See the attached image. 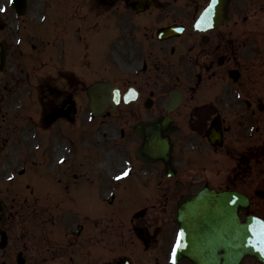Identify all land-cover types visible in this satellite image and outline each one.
Masks as SVG:
<instances>
[{
  "label": "flooded vegetation",
  "instance_id": "flooded-vegetation-1",
  "mask_svg": "<svg viewBox=\"0 0 264 264\" xmlns=\"http://www.w3.org/2000/svg\"><path fill=\"white\" fill-rule=\"evenodd\" d=\"M187 1H160L166 12L158 18L178 14V20H168L183 26L178 35L159 40L155 33L133 32L122 37L118 57L122 68L132 73L120 84L129 80L135 86L138 104L117 115L120 119L138 115L135 119L145 120L163 114L172 118L171 125L176 126L170 133L172 162L174 177H179L172 181L162 162H157L165 177L163 200L178 199L207 185L244 193L251 204L252 196L264 190V0L251 8L245 5L253 1L231 0L226 22L216 24L212 17V28L205 26L203 31L193 28L191 21L200 3L192 0L185 6ZM245 12L253 15H241ZM172 90L180 100L168 112L164 105ZM148 101L149 106H144ZM208 134L221 144L212 146ZM118 136L123 141L126 131L119 129ZM128 136L137 138L132 131ZM182 162L194 167L193 176L185 175L179 167ZM16 212L5 211L0 223V232L7 235L6 245L0 247V264H14L18 254L23 264H121L124 258L129 264H168L165 206L143 211L137 221L130 219L126 230L117 227L122 243L105 240L106 226L98 215L96 223H88L91 211H79L82 223L62 228L7 222Z\"/></svg>",
  "mask_w": 264,
  "mask_h": 264
},
{
  "label": "rangeland",
  "instance_id": "rangeland-1",
  "mask_svg": "<svg viewBox=\"0 0 264 264\" xmlns=\"http://www.w3.org/2000/svg\"><path fill=\"white\" fill-rule=\"evenodd\" d=\"M160 1L156 0L153 7L136 17L129 13L122 0H116L114 7L109 5L102 7L99 0H82V2L80 0H27L25 17L19 20V26L22 25L19 30L15 29L17 16L14 10L8 6L7 0H0V7L6 9L5 12L0 13V18L6 22L0 29V39L8 47L4 69L0 74V88L3 87L5 90L0 94V198L5 201L7 211H17L20 214L22 211L32 213L34 211H56L57 208L61 211H95L94 209L99 208L98 211H105L108 214L109 211H136L146 203L151 206L146 210L147 212L154 211V209L151 210L153 203H157L155 208H159V198L154 185L150 184L151 186H149L154 189H152V196L150 195L147 201L138 197L139 194H135L143 188L141 183L144 177L138 176L139 174L136 173L135 169L139 168H133L132 177H137L127 182L126 189L123 188L125 183L123 185L116 184V194L118 193V195H116V202L113 206H106L105 201L103 202L98 197V202L103 205L100 210L96 195L110 187V182L113 180L108 177L115 176L120 172L123 167L121 165L123 158L117 156L114 151L107 152V154L104 150H100L99 144L102 142L105 148L110 147L107 145V141L113 138L106 139V137L114 135L113 131L117 128V123L126 127L132 120L129 117L119 119L114 115L116 112L110 111V115L90 123L87 120L86 98L82 86L85 82L88 83L92 77L105 75L108 68L96 70L91 65L86 64L85 66L84 61L81 60L80 67L83 70L79 74L76 65H72L76 71L71 76L65 72L64 68H61L60 63L56 65L54 61L55 56L58 55H60L58 56L60 61H67V55L65 53L63 55V51L66 50L64 37H74L71 43L77 48H82V43L87 39L108 35L109 38L106 41L115 39L116 45L119 46L124 41L122 37L129 36L130 32L137 28L135 25L132 26L133 30L124 28V21H131L128 20L131 16L132 19L134 18L132 21L140 23L141 29L138 28L137 31L145 34L152 33L158 25L163 24L167 19L173 17V20H178L176 17L178 14L175 13L172 16L165 15L163 19L158 18L161 15L164 16L166 12L162 10L163 5ZM191 1L184 2V5H190ZM205 1L197 0L200 7ZM178 2V0L172 1L174 4ZM43 13L48 14V18L46 16V21L44 20L42 25L37 21L41 20L40 15ZM156 15L157 18H154ZM16 39H21L20 47L19 44H16ZM37 41L38 48L33 49V45L37 46ZM43 44L45 47L41 48ZM101 56L102 53H100ZM77 59L75 56L73 57L74 62ZM96 64L100 65L101 63ZM85 71V74L82 73ZM14 76H16L15 79L20 78L21 81L11 82V78ZM85 77H88L89 80L85 81ZM113 80L120 79L115 77ZM129 83V80L124 81L123 87ZM14 91H18V93ZM63 92L73 94L77 115L69 127L61 125L57 128L59 122H48L49 109L54 106V102L58 101L57 97L61 96ZM127 108L128 106H120L118 111H124ZM131 108H134V105ZM141 112H145V110H141ZM40 122L44 123L45 128H42L43 125ZM37 127L38 129H36ZM34 130H37L38 146H34L37 142L33 140L32 133L34 132L32 131ZM101 133V142H99ZM84 138L85 141L88 140L86 141L88 143L84 141ZM61 144L69 146L72 152L67 154L63 164H56L54 162L56 156L68 152V149L64 152L62 147H58L60 152L54 149L55 145L61 146ZM107 150L111 149L107 148ZM119 154L126 156L128 153L121 151ZM108 155H111V158L107 157ZM10 158L11 160L6 165ZM18 165L21 167V172H19L22 175L16 174ZM9 170L15 172V179L5 182L2 177L6 176ZM66 170L71 171L67 172L65 178H62L63 183L61 184L57 181V174ZM184 171L185 175L190 176L193 168H186ZM80 172L83 175H80L82 178L87 176L88 185L86 182L83 185L77 184L82 182H76L74 174ZM159 179V174L155 173V182ZM115 183H111V187H114ZM96 189L100 190L98 194L94 193ZM146 191L149 192L150 188ZM37 194L40 195L41 202H37L39 200ZM46 194L51 197V200L44 199ZM52 196H59L62 200L59 203L55 199L52 200ZM102 196H106V194H102ZM172 202L173 200L170 198L166 204L168 205L166 211L170 213L169 218ZM251 208L256 211H264V199L255 198ZM23 216H25V223H28L29 214ZM128 218V214L122 213L111 217L105 215V219H101H104L105 222L108 220L116 222L118 219L116 224L122 223L126 226ZM18 220L19 217L16 216L11 217L8 222H17ZM39 220H43L42 215ZM90 221L93 222V219ZM51 224L60 225V222ZM105 232L106 239L118 240L117 232L114 233L115 238L109 229H106ZM247 264L258 263L248 261Z\"/></svg>",
  "mask_w": 264,
  "mask_h": 264
},
{
  "label": "water",
  "instance_id": "water-1",
  "mask_svg": "<svg viewBox=\"0 0 264 264\" xmlns=\"http://www.w3.org/2000/svg\"><path fill=\"white\" fill-rule=\"evenodd\" d=\"M101 87L107 88L108 91L111 88L107 83H97L92 87L91 92L96 91L97 93V88ZM99 93L103 94L101 91ZM110 93L108 96L99 95L101 103L97 105L90 99V108L98 106L102 110L110 103ZM143 127L144 141L139 149V157L144 160L162 159L166 169L171 173L168 155L169 143L166 136L160 135L162 130L160 122ZM229 196L231 199H228ZM246 205L247 199L241 194L235 192L214 193L213 191L210 193L199 192L194 196L189 195L179 202L177 211L180 216L184 215L188 220L192 219L187 222L190 226L182 225L181 232L183 233L182 242L185 246L189 245L188 242L194 235L193 247L197 250L199 258L194 260L193 264H241L243 256H253L264 263V255L249 247L252 237L247 228L251 225L253 218L257 217L247 216L244 222H239L237 218L238 209ZM4 209L5 207L0 201V211H4ZM210 221H212L211 225ZM188 249L186 248V250Z\"/></svg>",
  "mask_w": 264,
  "mask_h": 264
},
{
  "label": "snow or ice",
  "instance_id": "snow-or-ice-1",
  "mask_svg": "<svg viewBox=\"0 0 264 264\" xmlns=\"http://www.w3.org/2000/svg\"><path fill=\"white\" fill-rule=\"evenodd\" d=\"M12 0H9L11 3ZM219 0H209L207 6L204 8L203 12L201 13L200 17L195 21L194 27L198 31H203L206 28H212V17L217 8ZM6 9L4 7H0V13L5 12ZM19 43V41H17ZM118 95V93H117ZM65 161L61 159L59 163L63 164ZM129 176V170L122 169L120 175H116L114 177L115 180L120 181L125 177ZM9 180L14 179L11 175L8 176ZM228 199H231L229 196ZM235 203V201H233ZM247 231L251 233L252 241L249 244L250 248L255 249L257 252L264 255V220H260L257 218H253L251 225L247 228ZM183 238V233H178L176 237V244L173 246L171 250V264H175V257L176 252L180 248L181 241Z\"/></svg>",
  "mask_w": 264,
  "mask_h": 264
},
{
  "label": "bare ground",
  "instance_id": "bare-ground-1",
  "mask_svg": "<svg viewBox=\"0 0 264 264\" xmlns=\"http://www.w3.org/2000/svg\"><path fill=\"white\" fill-rule=\"evenodd\" d=\"M59 151V150H58ZM60 152V151H59Z\"/></svg>",
  "mask_w": 264,
  "mask_h": 264
}]
</instances>
